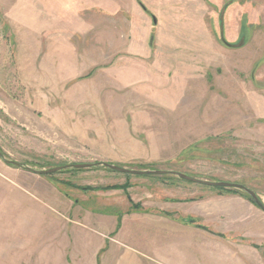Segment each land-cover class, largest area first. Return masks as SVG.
<instances>
[{
  "label": "rangeland",
  "instance_id": "1",
  "mask_svg": "<svg viewBox=\"0 0 264 264\" xmlns=\"http://www.w3.org/2000/svg\"><path fill=\"white\" fill-rule=\"evenodd\" d=\"M139 1L0 0V151L23 166L0 160V264H73L76 215L123 213L100 188L136 177L25 167L171 170L264 205V0Z\"/></svg>",
  "mask_w": 264,
  "mask_h": 264
},
{
  "label": "crops",
  "instance_id": "2",
  "mask_svg": "<svg viewBox=\"0 0 264 264\" xmlns=\"http://www.w3.org/2000/svg\"><path fill=\"white\" fill-rule=\"evenodd\" d=\"M162 181L156 176L128 180L131 203L122 190L108 191L121 195L108 204L125 206L123 213L84 210L81 219L77 214L70 226L71 252L77 238L84 245L83 253H70L71 262L264 264V212L254 203L242 194H197L189 184ZM131 204L141 209L131 210Z\"/></svg>",
  "mask_w": 264,
  "mask_h": 264
},
{
  "label": "water",
  "instance_id": "3",
  "mask_svg": "<svg viewBox=\"0 0 264 264\" xmlns=\"http://www.w3.org/2000/svg\"><path fill=\"white\" fill-rule=\"evenodd\" d=\"M153 24H156V18L154 16L151 17ZM0 160L6 165V166H14L17 168H22L23 166L14 161L7 160L3 155L2 152L0 151ZM102 166L106 169L115 171L117 173L121 174H130V175H135V176H142V175H150V176H163V175H172L177 178H179L182 181L185 182H190L194 184H199V185H204V186H209V187H217V188H227V189H237L241 190L244 193H246L252 200L253 202L260 207V209L264 212V205L262 204L260 198L258 195L242 186L236 183H230V182H223V181H210L207 179H200L197 177L189 176L187 174L181 173V172H175V171H168V170H137V169H132V168H127L115 164H110V163H95V164H87V163H79V164H68V165H61V166H56L53 168H48V169H32L29 167H25L26 170L37 174V175H51L57 172H61L66 169H86V168H91V167H98Z\"/></svg>",
  "mask_w": 264,
  "mask_h": 264
},
{
  "label": "trees",
  "instance_id": "4",
  "mask_svg": "<svg viewBox=\"0 0 264 264\" xmlns=\"http://www.w3.org/2000/svg\"><path fill=\"white\" fill-rule=\"evenodd\" d=\"M137 3L141 6V8L146 12L148 13V11L146 10V8L142 5V3L137 0ZM57 166H61V165H57ZM56 167V166H54ZM40 169H48L49 167H46V166H39ZM52 168V167H51ZM139 170H154L153 168H143V167H138ZM168 171H171V170H168ZM184 174H187V173H184ZM127 175V174H126ZM130 175V174H129ZM192 176V175H190ZM136 177H143V178H146V177H152L150 175H142V176H136ZM171 177H175V176H172V175H163V176H160V178H163V179H170ZM195 177V176H193ZM179 179V178H178ZM208 180V179H207ZM182 181V180H181ZM210 181H215V180H211ZM67 184V183H65ZM236 184H239V185H242L244 187H246L245 185L241 184V183H236ZM68 186V185H66ZM204 186V185H203ZM71 187H74V186H71ZM129 185L127 183H124L122 185H111V186H106V187H101L100 189L103 190V191H111V190H122L126 196V198L128 199V201L131 203V199L127 193V189H128ZM204 187H207V188H210V189H213V190H217V194L218 195H222V194H239V191L242 192V195L244 197H246L248 200H250L252 203L253 200L246 194L244 193L243 191L241 190H237V189H227V188H217V187H209V186H204ZM247 188V187H246ZM82 190H89L88 187H85V188H82ZM65 196H67L66 193H63ZM254 205H256L254 203ZM257 206V205H256ZM131 210H140V206L138 204H131ZM258 208H260L259 206H257ZM121 216H119L120 218ZM120 225V219H118V223H117V227H119Z\"/></svg>",
  "mask_w": 264,
  "mask_h": 264
}]
</instances>
